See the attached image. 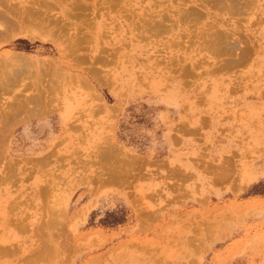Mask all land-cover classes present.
<instances>
[{
    "label": "rangeland",
    "instance_id": "rangeland-1",
    "mask_svg": "<svg viewBox=\"0 0 264 264\" xmlns=\"http://www.w3.org/2000/svg\"><path fill=\"white\" fill-rule=\"evenodd\" d=\"M228 3L0 0V264H264V0Z\"/></svg>",
    "mask_w": 264,
    "mask_h": 264
},
{
    "label": "bare ground",
    "instance_id": "bare-ground-1",
    "mask_svg": "<svg viewBox=\"0 0 264 264\" xmlns=\"http://www.w3.org/2000/svg\"><path fill=\"white\" fill-rule=\"evenodd\" d=\"M209 1H211V0H209ZM214 1H216V2H219V3H221V2H230V3H228V5H229V7H232L230 4L234 1V0H214ZM217 4V3H216ZM218 6H219V4H217ZM227 4H225V7L226 6H228ZM48 6V5H47ZM221 6H223V5H221ZM216 7V6H215ZM221 8V7H220ZM178 11V13L180 14L181 13V11H182V9L180 10V8H178L177 9ZM179 10H180V12H179ZM174 12V11H173ZM183 12V11H182ZM185 12V11H184ZM184 12L182 13L183 15H184ZM186 12H188V11H186ZM194 12V11H193ZM174 13H176V12H174ZM178 13H176L177 15H179ZM188 15H189V12L187 13ZM187 15V16H188ZM181 19V18H180ZM219 35V34H218ZM217 35H215V37H216ZM214 37V36H213ZM218 37V36H217ZM220 37H222V36H220ZM219 38V37H218ZM218 38H216V39H211V40H217ZM224 38V37H223ZM220 39V38H219ZM210 40V41H211ZM222 40V42H224V40H226V39H221ZM221 40H219V41H221ZM215 41H213V42H211L212 44H214V42ZM218 41V40H217ZM215 42V43H221V42ZM227 43H229L228 41H227ZM218 45V44H217ZM217 45H215L214 44V46H217ZM228 46H231V47H233V46H235V45H231V44H228ZM227 46V47H228ZM224 48V47H223ZM235 48V47H234ZM228 49V48H227ZM229 50H230V47H229ZM231 51V50H230ZM43 83V82H42ZM31 86V85H30ZM25 87V86H24ZM44 87V86H43ZM27 90V89H26ZM35 90V89H34ZM23 93H24V91H22ZM27 94V93H26ZM16 97H17V110L19 109L20 110V108H21V110H22V107L23 108H26V107H24V105L26 106V104L27 103H29L30 104V102H33V103H38V101H40L39 100V98H37L36 96H33V97H28V96H25L24 94H20V95H16ZM43 97V96H42ZM15 100V99H14ZM42 101V100H41ZM12 104V103H11ZM16 104H14V106H16ZM13 105V104H12ZM29 108V107H28ZM28 110V109H27ZM3 111V110H2ZM55 111V110H54ZM31 112V111H30ZM16 113V112H15ZM30 114V113H29ZM118 152V151H117ZM111 172V171H110Z\"/></svg>",
    "mask_w": 264,
    "mask_h": 264
}]
</instances>
